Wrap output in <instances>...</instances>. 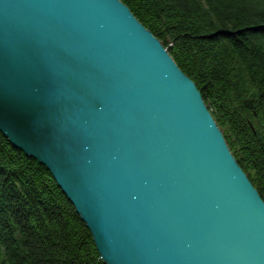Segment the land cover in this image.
I'll use <instances>...</instances> for the list:
<instances>
[{
    "label": "water",
    "instance_id": "obj_1",
    "mask_svg": "<svg viewBox=\"0 0 264 264\" xmlns=\"http://www.w3.org/2000/svg\"><path fill=\"white\" fill-rule=\"evenodd\" d=\"M0 133L49 171L105 264H264V201L120 0H0Z\"/></svg>",
    "mask_w": 264,
    "mask_h": 264
},
{
    "label": "trees",
    "instance_id": "obj_2",
    "mask_svg": "<svg viewBox=\"0 0 264 264\" xmlns=\"http://www.w3.org/2000/svg\"><path fill=\"white\" fill-rule=\"evenodd\" d=\"M195 84L264 201V0H120ZM0 264H105L49 171L0 133Z\"/></svg>",
    "mask_w": 264,
    "mask_h": 264
}]
</instances>
